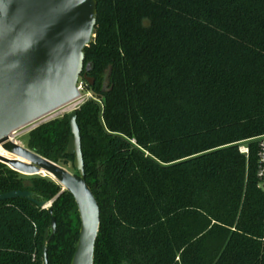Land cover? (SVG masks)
I'll use <instances>...</instances> for the list:
<instances>
[{
	"label": "trees",
	"instance_id": "16d2710c",
	"mask_svg": "<svg viewBox=\"0 0 264 264\" xmlns=\"http://www.w3.org/2000/svg\"><path fill=\"white\" fill-rule=\"evenodd\" d=\"M75 110L99 206L93 264H264V0H96ZM88 66V67H87ZM68 114L25 146L62 166ZM247 142L248 155L239 151ZM0 264H70L80 218L55 180L0 162Z\"/></svg>",
	"mask_w": 264,
	"mask_h": 264
},
{
	"label": "water",
	"instance_id": "95a60500",
	"mask_svg": "<svg viewBox=\"0 0 264 264\" xmlns=\"http://www.w3.org/2000/svg\"><path fill=\"white\" fill-rule=\"evenodd\" d=\"M96 0H0V145L12 157L0 162L24 175L46 171L77 205L80 228L70 264H93L100 213L85 181L76 110L68 114L71 130L65 153L76 171L57 164L12 138V133L80 97L77 83L84 68V48L93 36ZM88 67V66H87ZM48 176V175H43ZM23 197L51 214V203L29 190L0 194V201ZM56 229L44 232L43 261Z\"/></svg>",
	"mask_w": 264,
	"mask_h": 264
},
{
	"label": "rangeland",
	"instance_id": "374dc122",
	"mask_svg": "<svg viewBox=\"0 0 264 264\" xmlns=\"http://www.w3.org/2000/svg\"><path fill=\"white\" fill-rule=\"evenodd\" d=\"M88 95H89L88 93H85V94L81 93L80 97L76 98L75 100L55 109L54 111L36 119L35 121H33V122L23 126V127L16 129L11 135L12 138L25 146V143L23 141V137L28 133V131H30L32 128H34L35 126H37L38 124H40L42 122L48 121V120L53 119V118L61 117L64 114H69L71 111L75 110L88 97ZM0 153L7 155V156H11L9 153L3 151L1 148H0ZM64 167H66L70 171L74 172L70 163H68L67 165H64ZM40 175H42V174H40ZM43 175H48L50 178H53L52 176H50L49 174H46V173H44Z\"/></svg>",
	"mask_w": 264,
	"mask_h": 264
},
{
	"label": "built area",
	"instance_id": "2783aa9c",
	"mask_svg": "<svg viewBox=\"0 0 264 264\" xmlns=\"http://www.w3.org/2000/svg\"><path fill=\"white\" fill-rule=\"evenodd\" d=\"M78 89L82 90V82L78 81ZM89 94V93H88ZM90 94L88 95V97ZM256 145V155H257V169L256 174L259 179V187L264 189V134L252 137L251 139ZM239 151L246 156L248 155V145L247 142L239 143ZM263 239H264V229H263Z\"/></svg>",
	"mask_w": 264,
	"mask_h": 264
},
{
	"label": "bare ground",
	"instance_id": "6f19581e",
	"mask_svg": "<svg viewBox=\"0 0 264 264\" xmlns=\"http://www.w3.org/2000/svg\"><path fill=\"white\" fill-rule=\"evenodd\" d=\"M0 148H1L3 151H5V150L2 148L1 145H0ZM5 152H6V151H5ZM0 155L6 156V157H12L11 154H10L11 156H7V155L1 154V153H0ZM41 173H43V174H44V173L49 174V173H47L46 171H41ZM49 175L52 176L51 174H49ZM52 177H53V176H52Z\"/></svg>",
	"mask_w": 264,
	"mask_h": 264
}]
</instances>
